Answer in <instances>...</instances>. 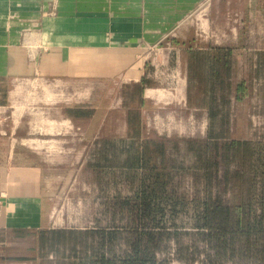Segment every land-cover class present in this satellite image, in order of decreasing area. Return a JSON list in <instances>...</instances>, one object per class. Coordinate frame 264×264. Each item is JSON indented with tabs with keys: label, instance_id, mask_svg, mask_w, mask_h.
Instances as JSON below:
<instances>
[{
	"label": "crops",
	"instance_id": "crops-1",
	"mask_svg": "<svg viewBox=\"0 0 264 264\" xmlns=\"http://www.w3.org/2000/svg\"><path fill=\"white\" fill-rule=\"evenodd\" d=\"M204 1L0 0V237L12 245L0 264H21V250L49 228L52 185L99 145L107 93L132 88L127 114L139 115L148 50L169 33L183 65L190 47L231 48L240 75L232 100L264 104V0H244L249 37L233 45L198 44L187 23Z\"/></svg>",
	"mask_w": 264,
	"mask_h": 264
},
{
	"label": "rangeland",
	"instance_id": "rangeland-1",
	"mask_svg": "<svg viewBox=\"0 0 264 264\" xmlns=\"http://www.w3.org/2000/svg\"><path fill=\"white\" fill-rule=\"evenodd\" d=\"M244 10V0H207L200 3V6L198 4L196 13L202 14L198 19L192 16L187 25L193 27L198 44L233 45L240 34H244L245 38L249 37ZM251 22L259 27L262 20ZM171 36H174L169 42L171 47H167L165 42L167 38L170 40ZM165 40L158 46H150L149 58L145 64L147 78L141 83L143 87L141 100L139 99L141 102L139 115L127 114L136 104L130 98L132 88L125 91L117 86L113 92L105 96V100L111 102V107L105 110L109 113L105 121L108 126L104 124L106 130L102 129L99 145L94 144L85 149L84 155L87 160L69 167L68 171L61 174L62 180L52 185V193L49 196L51 217L49 228L42 230L46 231L43 246L39 245V232L33 250L31 252L21 250L19 255L28 259L21 261V264H41V258L68 259L90 254L89 245H84L82 250L68 234L64 235L59 231L114 227L127 229L136 222L133 210L136 202L133 196L141 178L140 174L128 170L130 157L136 152V145H126L121 140L129 127L137 121L145 127V135L154 136L153 132H157L161 135L167 134L169 137L183 136L184 139H191L169 140L166 153L162 157L151 149L148 153L150 156L153 155L157 165L163 164L167 168H173L167 188L174 185L180 191L194 196L215 194L214 184L206 185L202 175L211 151L203 141L209 127V112L202 108L205 88L202 86L192 90V105H188L186 67L175 51L179 48L177 44L180 42L179 37L176 33H169ZM233 64L230 67L228 91L230 97L234 96L236 83L240 79L236 63ZM183 75L186 77V83ZM147 88L154 91L152 99L144 98ZM259 92L260 89L256 91L257 94ZM217 93L215 110L221 112V109L224 110L226 107L221 104L220 91ZM229 111L230 121L227 127L231 139H249L255 136L264 138L262 115L264 104L261 99H247L236 103L231 98ZM109 139L115 142L109 143ZM238 162V158H235L230 164L232 177L229 184V192L234 195L236 203L242 195ZM151 176L152 174L145 173L144 177ZM176 241L177 244L171 248L170 253L156 258L155 264H202L205 245L195 232L187 229ZM9 246H12L10 241L1 236L0 255L4 254V249ZM232 249L234 256L222 258L220 264H264V235L249 238L231 237L227 253L230 254ZM48 264H53V261Z\"/></svg>",
	"mask_w": 264,
	"mask_h": 264
},
{
	"label": "trees",
	"instance_id": "trees-1",
	"mask_svg": "<svg viewBox=\"0 0 264 264\" xmlns=\"http://www.w3.org/2000/svg\"><path fill=\"white\" fill-rule=\"evenodd\" d=\"M197 48L190 47L184 59L187 102L191 106L192 90L204 86L202 108L209 112V127L203 141L211 151L202 175L206 185L214 184L215 194L194 196L174 185L167 188L173 168L157 165L156 159L148 153L151 149L162 157L169 140L191 139L169 137L157 132L148 136L145 135V127L137 121L121 140L126 145H136V152L131 155L128 166V170L140 174L141 178L133 196L136 222L127 229L59 231L68 234L82 250L89 245L90 254L68 259L41 258V264L52 261L53 264H155L156 258L170 253L177 244V237L184 235L187 229L195 232L205 245L202 264H220L222 258L234 256L233 249L230 254L227 253L231 237L264 235V138L255 136L236 140L229 137L227 126L231 97L228 91L232 49L213 48L210 52ZM218 91L221 93V104L226 107L221 109L222 113L215 110ZM237 91L239 87L238 90L235 88ZM234 100L241 102L236 94ZM114 142L109 139V143ZM235 158L239 161L238 178L242 186L238 203L229 192L232 177L230 164ZM145 173L152 176L146 178ZM45 234L46 231H40L38 240L41 246ZM15 260L28 259L19 255Z\"/></svg>",
	"mask_w": 264,
	"mask_h": 264
},
{
	"label": "built area",
	"instance_id": "built-area-1",
	"mask_svg": "<svg viewBox=\"0 0 264 264\" xmlns=\"http://www.w3.org/2000/svg\"><path fill=\"white\" fill-rule=\"evenodd\" d=\"M200 14H202V12H199V14H198V12L195 13L194 18H195V19H198V17H199ZM191 20H192V18H191ZM173 37H174V36H171L170 40H169V38H167L168 40H167V42H165V46H167V47H168V46L171 47V46H170L171 44H169V42H171V39H172ZM165 41H166V40H165ZM170 49H171V48H170ZM173 50H175V49H173ZM175 51L177 52V50H175ZM149 52H150V49L148 50V53H149ZM148 53H147V55H148L147 57L149 58V54H148ZM148 58H147V59H148ZM147 59H146V61H147Z\"/></svg>",
	"mask_w": 264,
	"mask_h": 264
}]
</instances>
